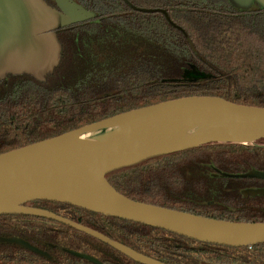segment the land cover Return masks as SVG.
<instances>
[{"label":"trees","instance_id":"obj_1","mask_svg":"<svg viewBox=\"0 0 264 264\" xmlns=\"http://www.w3.org/2000/svg\"><path fill=\"white\" fill-rule=\"evenodd\" d=\"M75 3L94 18L58 33L62 56L44 79L0 80V154L132 110L187 97L264 108V9L231 0H44ZM62 2V4H59ZM243 6V7H242ZM264 139L212 143L148 159L107 175L127 198L207 218L264 223ZM165 264H264V244L229 247L107 217L67 203L35 201ZM21 239L42 253L2 239ZM140 264L68 225L0 215V264Z\"/></svg>","mask_w":264,"mask_h":264},{"label":"water","instance_id":"obj_2","mask_svg":"<svg viewBox=\"0 0 264 264\" xmlns=\"http://www.w3.org/2000/svg\"><path fill=\"white\" fill-rule=\"evenodd\" d=\"M123 1L135 11L153 12ZM231 1L234 5L255 2L264 9V0ZM61 8L60 12L44 0H0V80L8 74L44 79L56 68L62 56L58 33L95 16L71 2L63 3ZM50 47L54 48V57H50ZM263 139L264 108L220 97H187L125 112L0 154V215L38 216L68 225L140 264L165 263L28 204L67 203L204 243L237 248L264 244V223L217 220L137 202L120 194L107 179L112 172L155 157L212 143L255 145ZM2 241L42 253L21 239ZM78 256L102 264L88 255Z\"/></svg>","mask_w":264,"mask_h":264},{"label":"flooded vegetation","instance_id":"obj_3","mask_svg":"<svg viewBox=\"0 0 264 264\" xmlns=\"http://www.w3.org/2000/svg\"><path fill=\"white\" fill-rule=\"evenodd\" d=\"M57 39H58V36H57ZM46 41L50 45L51 39L48 38ZM54 55H56V53L54 52V48L53 47H50V57H52V56L54 57Z\"/></svg>","mask_w":264,"mask_h":264}]
</instances>
